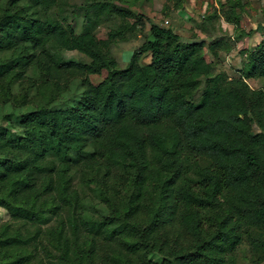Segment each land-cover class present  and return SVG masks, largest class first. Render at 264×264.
Here are the masks:
<instances>
[{
  "label": "trees",
  "instance_id": "16d2710c",
  "mask_svg": "<svg viewBox=\"0 0 264 264\" xmlns=\"http://www.w3.org/2000/svg\"><path fill=\"white\" fill-rule=\"evenodd\" d=\"M63 1L0 0V103L15 101L32 67L40 79L30 85L48 92L19 132L0 127V208L10 215L0 264H238L243 246L263 264L264 89L248 80L264 79V39L228 78L213 75L203 41L152 24L153 39L121 69L112 45L146 18L86 0L77 33ZM106 11L122 24L103 25ZM65 50L90 61L67 62ZM74 77L81 99L52 109ZM80 166L105 169L91 183L111 192L109 215L85 208L71 179Z\"/></svg>",
  "mask_w": 264,
  "mask_h": 264
},
{
  "label": "rangeland",
  "instance_id": "374dc122",
  "mask_svg": "<svg viewBox=\"0 0 264 264\" xmlns=\"http://www.w3.org/2000/svg\"><path fill=\"white\" fill-rule=\"evenodd\" d=\"M119 8L130 9L143 15L144 27L136 26L124 34V40H119L112 45V53L116 58L119 68L129 66L134 51L146 40L153 39L150 28L152 24L161 27L173 28L182 38L191 41H203V50L214 64L213 75L225 74L226 77L239 75V71L245 69L248 55L255 50L259 42L264 39V0H220L219 7L211 4V0H198V5H189L188 0H98ZM224 2V3H223ZM86 0H64L62 5L68 11L70 20H73L77 33L83 30V10ZM225 4V5H222ZM191 6V8L189 6ZM185 10V11H184ZM67 11V12H68ZM225 12L231 17L238 18L239 28L235 31V25L229 23ZM69 13V12H68ZM191 13H194L191 15ZM74 14V15H73ZM215 18L216 20H212ZM102 24L109 27H117L122 24V19L111 11L104 12ZM234 26V27H233ZM242 38L245 40L242 41ZM62 56L67 62H89L90 59L76 50L62 51ZM142 64H149L151 56L144 55ZM28 80L20 85L15 82L13 94L15 101L0 103V127H7L15 132L20 131L18 120L21 115L34 111L46 104L48 92L42 93L31 86L33 81L40 79L39 70L32 67L28 74ZM254 89H264V79L248 80ZM203 82L194 96V101H200L205 88ZM24 94L28 97L22 98ZM83 88L81 79L74 77L68 89L58 95L50 107L52 109L70 108L81 99ZM0 155V160H3ZM105 169L91 170L85 166L77 167L71 173L73 185L82 193L83 204L90 214L94 216L109 215L114 203L111 192L101 194L100 187L91 183L95 177L104 176ZM124 196L118 199L124 201ZM10 220L9 213L0 208V222ZM250 248L243 246L238 251V264H253ZM150 259L160 263L163 258L153 254Z\"/></svg>",
  "mask_w": 264,
  "mask_h": 264
},
{
  "label": "crops",
  "instance_id": "0c3cea01",
  "mask_svg": "<svg viewBox=\"0 0 264 264\" xmlns=\"http://www.w3.org/2000/svg\"><path fill=\"white\" fill-rule=\"evenodd\" d=\"M223 1V0H222ZM188 2H189V5H193V6H195L196 7V4L198 5V0H188ZM220 2V0H211V4H213L214 6H217V7H219V3ZM220 3H222V2H220ZM224 3V2H223ZM188 5V6H189ZM191 6H189L190 8H191ZM185 11V10H184ZM194 13H191V15H193ZM213 21L214 20H216L215 18H211ZM234 27V26H233ZM245 39L244 38H242V41H244ZM264 264V263H263Z\"/></svg>",
  "mask_w": 264,
  "mask_h": 264
}]
</instances>
